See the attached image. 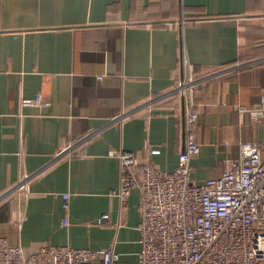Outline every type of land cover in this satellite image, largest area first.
Returning a JSON list of instances; mask_svg holds the SVG:
<instances>
[{
  "label": "crops",
  "instance_id": "crops-1",
  "mask_svg": "<svg viewBox=\"0 0 264 264\" xmlns=\"http://www.w3.org/2000/svg\"><path fill=\"white\" fill-rule=\"evenodd\" d=\"M262 18L264 0H0V238L137 264L144 167L171 173L184 147L182 79L198 82L193 182L264 140L239 110L264 89ZM128 152L138 185L122 205ZM24 173L23 197L10 189Z\"/></svg>",
  "mask_w": 264,
  "mask_h": 264
},
{
  "label": "built area",
  "instance_id": "built-area-1",
  "mask_svg": "<svg viewBox=\"0 0 264 264\" xmlns=\"http://www.w3.org/2000/svg\"><path fill=\"white\" fill-rule=\"evenodd\" d=\"M260 24L264 27V18ZM197 83L188 75L172 91L183 97L186 106L182 124L184 147L176 169L166 173L144 167L137 264H264V140L260 144H240L237 157L224 162L219 177L193 182L189 162L200 152L194 138L196 114L191 109ZM239 110L264 125V89L257 106ZM118 159L117 197L123 205L138 179L133 154L120 153ZM32 177L22 174L10 191L26 196ZM107 220V215L101 216L99 223ZM0 264L125 263L111 247L91 251L43 244L25 255L21 247L0 238Z\"/></svg>",
  "mask_w": 264,
  "mask_h": 264
}]
</instances>
